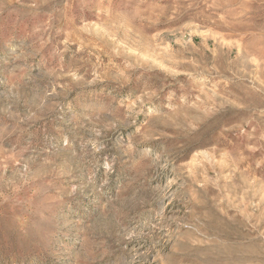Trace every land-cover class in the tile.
<instances>
[{
	"label": "rangeland",
	"instance_id": "1",
	"mask_svg": "<svg viewBox=\"0 0 264 264\" xmlns=\"http://www.w3.org/2000/svg\"><path fill=\"white\" fill-rule=\"evenodd\" d=\"M0 264H264V0H0Z\"/></svg>",
	"mask_w": 264,
	"mask_h": 264
}]
</instances>
